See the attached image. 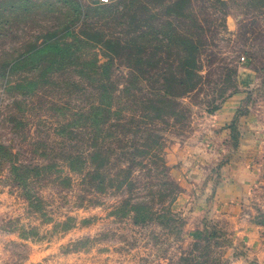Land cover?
<instances>
[{
  "label": "rangeland",
  "instance_id": "obj_1",
  "mask_svg": "<svg viewBox=\"0 0 264 264\" xmlns=\"http://www.w3.org/2000/svg\"><path fill=\"white\" fill-rule=\"evenodd\" d=\"M52 1L6 10L0 0V145L12 154L0 156V264H264V0H191L192 17L179 20V31L187 34L193 21L202 27L193 33L202 39L201 78L159 118L146 105L159 83L135 77L132 52L109 56L95 42L32 93L6 84L37 78L29 67L5 77L4 65L74 18ZM77 1L85 13L93 7ZM176 1L150 3L154 23L177 24ZM119 11L126 14L125 5L113 15ZM99 18L73 28L135 35L129 20ZM109 90L113 114L97 136L77 114ZM238 112L240 145L218 174L233 151L228 125ZM97 149L104 157L93 164ZM80 156L87 163L74 171L69 163ZM13 165L29 168L27 188ZM138 204L173 220L135 224Z\"/></svg>",
  "mask_w": 264,
  "mask_h": 264
},
{
  "label": "trees",
  "instance_id": "obj_2",
  "mask_svg": "<svg viewBox=\"0 0 264 264\" xmlns=\"http://www.w3.org/2000/svg\"><path fill=\"white\" fill-rule=\"evenodd\" d=\"M156 0H120L119 2L106 5L98 6L92 5L89 13H85V8L82 3L77 0H59L54 5L62 3V8H68L73 11V19L67 20L60 28L52 31H48L47 35L43 38L42 43L33 44L25 52L17 55L11 61L4 65L3 71L5 77L9 74H18L22 71V68H30V71L38 74L36 77H24L16 81L13 85L6 79V84H9L12 89H17L23 94H29L38 89L39 81L44 80L52 74H56L58 70L63 67L66 60L76 57L77 52L82 50V45L86 42H95V46L102 47L106 54L109 56L119 57L124 53H130L131 58L134 60V70L137 71V76H142L150 84L153 82L159 83L158 86L151 85V97L146 98V105L149 109L156 111L158 118L167 110L163 105L170 103L169 99L178 98L185 89L195 88L197 82L200 80V52L202 46V39L195 36L194 30L199 29L202 31V27L193 21L189 28L186 30L187 34L180 32V22L183 17H192L191 10L188 6H191V0H177L172 8L173 14H176V20L178 23L175 24L172 21H168L165 24L154 23L153 18L156 16L150 9V3H154ZM53 5L52 0H45L43 3H39L38 0H7L5 4L6 10L14 6L15 9H22L31 5ZM1 5V4H0ZM125 5V11H119L120 15L114 16L112 11L119 10L120 6ZM9 7V8H8ZM144 9V11H142ZM189 10V14L187 11ZM142 11V12H141ZM149 12L151 15L148 20L144 21L139 18L140 14ZM62 13V11H59ZM171 12V11H170ZM190 15V16H188ZM108 16V17H106ZM68 18V16H66ZM113 20L115 23L120 25L118 20L125 19L130 21V26L136 24L135 29L132 31V35L127 36L124 40L122 37L117 35H106L103 32L95 33V36L89 34L84 30L76 32L73 28L80 21L87 22V19L98 18ZM191 19V18H190ZM121 25H123L121 23ZM92 27V26H91ZM138 29V30H137ZM90 30V29H89ZM159 36H162L161 38ZM203 37V34H201ZM199 36V37H201ZM159 52H165L161 58L158 57ZM159 59V60H158ZM156 70L155 73L153 71ZM237 73V70L234 71ZM157 78V81L155 80ZM156 96L158 99H156ZM155 97V98H154ZM114 97L110 94V90L107 92L103 101L94 103L89 110L83 111L77 114L80 122H85L88 126L97 132V136H101L104 132V126L111 120L113 114L112 99ZM154 98V99H153ZM218 108L211 110L210 112L217 111ZM147 119H152V115H147ZM241 113L232 119L228 128L231 133V140L233 142V151L230 152L228 157L218 165L215 169L218 174L223 168L230 166L232 167V160L236 150L240 145V138L242 133L239 127V121ZM64 130L70 129V126L64 125ZM71 134V133H70ZM64 133L65 136L70 135ZM0 156L10 158L12 154L6 149L5 146L0 145ZM104 154L101 149H97L94 154L90 156V162L97 164L102 162ZM70 161V168L74 171L83 170L87 160L80 156L76 160ZM78 163V165H76ZM104 164V162H103ZM102 164V165H103ZM97 165V169H98ZM11 172L15 179L20 183L21 186L27 188V182L29 181V168L24 166L13 165ZM97 176H101L99 171L94 173ZM90 175H93L90 172ZM218 178V177H217ZM101 186L105 185L108 180L107 177L102 178ZM128 179V178H127ZM128 180L124 181L121 185L127 183ZM220 181H217V184ZM113 183V182H111ZM222 185V182L219 183ZM114 185V184H111ZM105 187L103 186L102 190ZM217 187L212 189V193L215 194ZM28 200L32 202V196L27 195ZM131 205L128 204L127 208ZM135 206V207H134ZM135 208V215L133 216L135 224H146L150 221H158L164 218L171 220V212H167L166 215H160L147 209L146 205L138 204L133 205ZM173 220V219H172ZM215 231H211L210 238H214Z\"/></svg>",
  "mask_w": 264,
  "mask_h": 264
},
{
  "label": "built area",
  "instance_id": "obj_3",
  "mask_svg": "<svg viewBox=\"0 0 264 264\" xmlns=\"http://www.w3.org/2000/svg\"><path fill=\"white\" fill-rule=\"evenodd\" d=\"M86 1L90 2L93 5H98V6L112 5L119 2V0H86ZM242 60L244 61L245 58H242Z\"/></svg>",
  "mask_w": 264,
  "mask_h": 264
}]
</instances>
